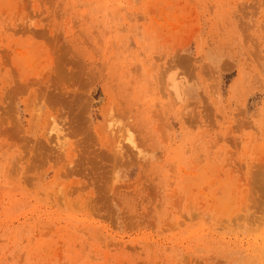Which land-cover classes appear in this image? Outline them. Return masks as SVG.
<instances>
[{
    "label": "rangeland",
    "instance_id": "rangeland-1",
    "mask_svg": "<svg viewBox=\"0 0 264 264\" xmlns=\"http://www.w3.org/2000/svg\"><path fill=\"white\" fill-rule=\"evenodd\" d=\"M0 264H264V0H0Z\"/></svg>",
    "mask_w": 264,
    "mask_h": 264
}]
</instances>
